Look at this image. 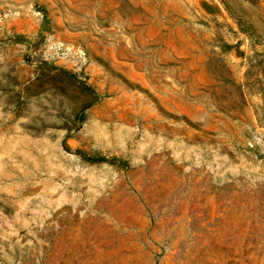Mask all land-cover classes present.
<instances>
[{
    "label": "rangeland",
    "instance_id": "374dc122",
    "mask_svg": "<svg viewBox=\"0 0 264 264\" xmlns=\"http://www.w3.org/2000/svg\"><path fill=\"white\" fill-rule=\"evenodd\" d=\"M0 264H264V0H0Z\"/></svg>",
    "mask_w": 264,
    "mask_h": 264
}]
</instances>
